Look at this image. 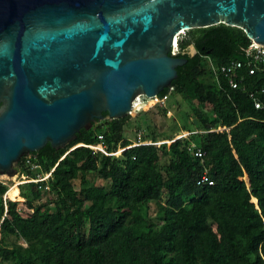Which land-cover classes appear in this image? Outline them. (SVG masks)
Here are the masks:
<instances>
[{"label": "trees", "instance_id": "obj_1", "mask_svg": "<svg viewBox=\"0 0 264 264\" xmlns=\"http://www.w3.org/2000/svg\"><path fill=\"white\" fill-rule=\"evenodd\" d=\"M185 33L179 37L180 48L193 44L197 52L176 55L187 62L177 67V78L160 95L174 91L190 105L200 131L192 138L198 136L195 146L205 152L204 157L195 155L194 143L176 139L169 145L174 156L172 173L165 174L156 166L159 154L154 145L126 148L121 157L85 145L67 153L78 143H96L95 125L82 128L65 148L55 149L48 143L32 155L44 173L52 171L49 193L54 194L56 205L50 208L38 202L43 193L37 184L17 182L18 192L12 197V190L0 182V261L264 264V67L249 72L241 48L252 40L240 27L220 23ZM205 55L212 58L217 74ZM232 60L245 64L236 72L237 88L220 68ZM204 103L211 104V112L204 111ZM128 118L111 119L109 127L100 123L99 132L111 151L131 144L124 139ZM148 137L143 132V138ZM205 169L213 184L199 183ZM90 170L109 180L111 203L105 202L97 187L74 188L72 181L81 175L86 182ZM19 190L34 210L28 217L21 215L17 201L4 199L6 192L7 197L20 199ZM163 192L167 193L163 217L155 225L144 214V206ZM129 218L138 225L140 235L129 230ZM10 236L18 241L8 243Z\"/></svg>", "mask_w": 264, "mask_h": 264}, {"label": "water", "instance_id": "obj_2", "mask_svg": "<svg viewBox=\"0 0 264 264\" xmlns=\"http://www.w3.org/2000/svg\"><path fill=\"white\" fill-rule=\"evenodd\" d=\"M220 23L264 45V0H0V175L159 95L175 38Z\"/></svg>", "mask_w": 264, "mask_h": 264}, {"label": "rangeland", "instance_id": "obj_3", "mask_svg": "<svg viewBox=\"0 0 264 264\" xmlns=\"http://www.w3.org/2000/svg\"><path fill=\"white\" fill-rule=\"evenodd\" d=\"M185 34L186 33L183 32L181 35L184 36ZM195 51L196 49L193 44H189L186 48H181V52L183 53L194 54ZM137 102L138 103L135 105L136 107L140 108L143 106L144 108L140 111L134 109V111L128 115L129 118L126 120L124 127V139L132 144L137 139L140 132H142V134L143 132L144 134L147 133L149 135V140L156 143L154 146L158 149L159 158L156 161L157 168L161 169L165 174L172 173L170 163L174 159V156L169 150V145L176 139L198 144V136L196 139L192 138L193 135L196 136V133L200 132L196 129L197 118L191 113L190 105L174 91L169 93V97L165 104L153 105L152 100L145 96L139 98ZM203 109L204 111L211 112V104L204 103ZM105 122L106 119H103L95 125V133H97V135L100 133L99 127ZM114 156L121 157V154L113 155V157ZM0 179L5 182L8 189L12 184H16L22 180L18 167L16 175L9 177L5 174H1ZM72 182L74 188L77 190L83 187H97L98 192L104 196L106 203H111L113 201V197L110 193L111 187L109 180L103 178L97 170H90L86 173V182L81 180V175ZM10 189L13 190L11 193L12 197H14L18 190H14L13 186H11ZM8 198L17 201L18 210L22 216L28 217L34 213V210L29 208L23 199L14 200L11 197ZM166 199L167 193L163 192L158 200L151 201L148 205L144 206V214H147L150 221L155 225L161 222ZM38 202L48 203V206L52 208L56 205V198L53 193H45ZM89 204L90 201L86 200L85 206ZM127 223L133 235H140L138 225L131 218H129ZM212 229L216 230L215 225H213ZM7 241L8 243H13L18 240L14 236H10ZM20 242L24 245L27 244L23 240ZM0 262L1 264H14L8 260H1Z\"/></svg>", "mask_w": 264, "mask_h": 264}, {"label": "built area", "instance_id": "obj_4", "mask_svg": "<svg viewBox=\"0 0 264 264\" xmlns=\"http://www.w3.org/2000/svg\"><path fill=\"white\" fill-rule=\"evenodd\" d=\"M180 35L178 36V40H176L177 43L173 44V47H172V52L174 53V55H177L178 53L181 52V48L179 46ZM241 50L246 56V65L249 67V72L251 74L254 73L256 69L264 67V45L258 44L256 42L252 41L249 45L242 47ZM196 52L197 51H195V53ZM194 54H190V55H194ZM204 57H206L210 67L217 74L218 68L213 64L212 58L209 55H205ZM244 65L245 64L243 61L232 60L230 63H227V64L220 67L221 72L226 73L230 77V79H229L230 85L234 88H237L239 86V80L237 79L236 72H237V70L241 69ZM169 93H167L165 95L159 94L153 98H150L152 100L153 105L165 104L166 100L169 97ZM141 97H139V98H141ZM139 98L133 102V108H132L131 113L134 111L135 105L138 103L137 101L139 100ZM105 119H106V122H105L106 126L109 127L108 122L111 119H109V118H105ZM144 144L155 145L156 143L152 142L149 139H144L142 132H140L138 134L137 139L132 144H130L129 146L119 147L118 150L111 151L109 145L105 141L104 134L102 132H100V133H98V141L96 143H93V144L78 143V144L72 146L71 148H69L67 150V153L70 152L71 150L75 149L78 146L85 145V146L93 149L95 152H99V153H102L104 155L113 156V155L122 154V152L126 148L138 146V145H144ZM191 148L194 150V153L196 156H198L200 158L204 157L205 152L201 148H199V147L197 148L195 146V144H193ZM18 168H19V174H20L21 179H22L20 182H18L19 185L22 183H34V184H37V188L43 193V195L45 193L50 192L51 187H50V184L48 183V180H49L50 176L52 175V171H50L48 173H44L42 171V166L39 163L35 162V157L32 155V153L24 155L21 158L20 163L18 165ZM29 171L36 172V175L29 174ZM1 182L3 184H5L4 181L1 180ZM199 183L200 184H213L214 183V181L211 179L210 175L208 174L207 169H205V172L203 173L201 179L199 180ZM7 198L8 197H7V192H6L4 199L6 200ZM0 235H1V229H0Z\"/></svg>", "mask_w": 264, "mask_h": 264}, {"label": "bare ground", "instance_id": "obj_5", "mask_svg": "<svg viewBox=\"0 0 264 264\" xmlns=\"http://www.w3.org/2000/svg\"><path fill=\"white\" fill-rule=\"evenodd\" d=\"M176 40H178V37L175 38L174 44L177 43ZM142 107H143V106H142ZM137 109H139V107H136V106H135V110H137ZM11 186H13L14 190H17V188L15 189V187H16L15 184H12ZM11 186H10V187H11ZM10 187H9V189H10ZM9 189H8V191H9ZM11 190H12V189H11ZM12 191H13V190H12ZM22 199H23V198H21V199H14V200H22Z\"/></svg>", "mask_w": 264, "mask_h": 264}, {"label": "crops", "instance_id": "obj_6", "mask_svg": "<svg viewBox=\"0 0 264 264\" xmlns=\"http://www.w3.org/2000/svg\"><path fill=\"white\" fill-rule=\"evenodd\" d=\"M19 187V186H18ZM19 196H20V190H19ZM20 199L22 198L21 196L19 197Z\"/></svg>", "mask_w": 264, "mask_h": 264}, {"label": "flooded vegetation", "instance_id": "obj_7", "mask_svg": "<svg viewBox=\"0 0 264 264\" xmlns=\"http://www.w3.org/2000/svg\"><path fill=\"white\" fill-rule=\"evenodd\" d=\"M0 182H1V179H0ZM2 183V182H1Z\"/></svg>", "mask_w": 264, "mask_h": 264}]
</instances>
